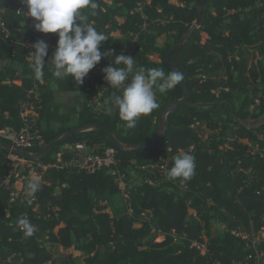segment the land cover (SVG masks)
I'll return each instance as SVG.
<instances>
[{
	"label": "trees",
	"instance_id": "1",
	"mask_svg": "<svg viewBox=\"0 0 264 264\" xmlns=\"http://www.w3.org/2000/svg\"><path fill=\"white\" fill-rule=\"evenodd\" d=\"M202 1L97 0L103 11L98 9L96 16L82 10L86 22L108 37L101 52L111 50L113 55L102 57L79 84L72 77L52 75L54 66L47 60L58 35L36 31L22 0H0V114L8 115L1 124L21 130L23 103L37 104L45 145L74 129L86 130L54 148L42 162L55 163L64 144L113 147L128 182L122 192L114 176L104 170L49 169L38 181L39 190L29 196L35 199L32 204L29 199L10 203V191L0 184V264H56L47 244L67 251L61 264H237L255 254L232 230L264 229V197L256 195L264 191L260 138L264 124L256 128L244 124L264 116V0H208L203 6ZM198 19L202 25L189 35ZM163 35L167 40L159 47L157 40ZM38 40L48 44L42 78L34 75L28 56ZM179 43L183 46L170 56L173 68L165 54ZM252 48L256 62L249 65ZM121 52L133 57L137 68L182 72L188 104L160 119L167 106L185 98L181 82L166 93L157 92L159 109L140 117L134 128L126 126L118 111L106 112V99L118 90L107 86L102 70ZM57 93H78L83 104L65 112ZM96 97L100 112L91 105ZM220 110L227 112L226 118L217 116ZM204 124L212 132L207 137L201 129ZM100 127L109 129L123 148ZM163 127L155 143L137 150ZM181 150L194 155L195 175L168 181L157 165L166 159L171 168ZM9 154L0 146V183L8 173ZM109 202L125 210L112 216L107 212ZM145 216H151V224L144 222ZM21 217L34 225L31 236L18 227ZM216 223L225 224L227 230L213 235ZM152 228L175 230L186 238L175 243L167 237L157 243ZM204 231L206 255L192 246L194 241L203 242ZM73 251L82 256L74 257Z\"/></svg>",
	"mask_w": 264,
	"mask_h": 264
},
{
	"label": "clouds",
	"instance_id": "2",
	"mask_svg": "<svg viewBox=\"0 0 264 264\" xmlns=\"http://www.w3.org/2000/svg\"><path fill=\"white\" fill-rule=\"evenodd\" d=\"M27 8L24 12L35 23L36 31L43 34H57L56 47L47 60L54 66L55 78L72 77L81 84L88 73L101 61L102 57H111L112 51L101 52V46L108 40L107 35L98 31L92 23L86 22L82 10L88 9L90 16H96L100 5L97 0H22ZM34 51L28 56L34 75L42 78L48 56V44L38 40L32 44ZM107 86L118 90L105 101V111H118L119 117L128 128H134L137 120L154 110L160 104L156 93H166L177 87L184 79L182 72L173 70L165 73L162 68H137L133 57L123 52L115 55L111 64L103 70ZM196 161L194 155L181 150L173 157L168 177L186 181L195 175ZM40 188L36 180L27 183V195H34ZM18 227L25 236H31L35 227L29 219L21 217Z\"/></svg>",
	"mask_w": 264,
	"mask_h": 264
},
{
	"label": "built area",
	"instance_id": "3",
	"mask_svg": "<svg viewBox=\"0 0 264 264\" xmlns=\"http://www.w3.org/2000/svg\"><path fill=\"white\" fill-rule=\"evenodd\" d=\"M37 96L39 97V95ZM38 108L39 106L37 104L30 101L23 103L22 118L24 126L19 131L10 126H3L1 121L3 118L7 119L8 115L7 113L4 116L0 114V137L8 140L14 151L23 150L28 154L34 155L37 153L34 152L35 149H38L39 152L46 146L42 135V127L39 124ZM260 138L264 140L262 135ZM7 158L9 160L8 173L0 184L7 187L10 191V203L23 202L24 197L29 199L26 189L28 181L30 179L41 181L49 169L87 173L104 170L106 174L114 176V180L122 192H125L128 183L127 176L119 169L120 160L117 157L116 149L104 145L90 146L86 142L64 144L57 153L56 162L52 164L42 162L41 158L31 159L12 151ZM132 163L136 164V161ZM157 168L160 173L168 176L167 173L170 169L169 160L162 159L157 165ZM256 195L258 197H264V191L258 190L256 191ZM34 200V198L29 199V204H32ZM151 219V216H145L144 222L151 224ZM232 233L236 237L247 241V248H253L255 250V254L251 253L244 263L237 264H263L264 249L260 250L259 247L264 243V229L259 232L253 230L247 232L241 227H238L232 230ZM152 234L157 235L156 237L158 239L161 238V242L165 241L167 237H171L175 243L180 239L186 238L184 234H180L175 230L167 232L152 228ZM202 239L203 242L194 241L192 246L202 255H206L209 252L208 238L205 235Z\"/></svg>",
	"mask_w": 264,
	"mask_h": 264
},
{
	"label": "water",
	"instance_id": "4",
	"mask_svg": "<svg viewBox=\"0 0 264 264\" xmlns=\"http://www.w3.org/2000/svg\"><path fill=\"white\" fill-rule=\"evenodd\" d=\"M208 0H203L201 5H205L207 3ZM203 21L201 19H198L192 29L190 30V34H192L197 28H199L201 25H202ZM189 35H186L185 36V39H188ZM183 46V43H179L176 47L170 49L166 54H165V61L170 64L173 68L175 67V65L170 61V56L172 53H174L177 49H180L181 47ZM176 71H179V70H176ZM180 72V71H179ZM182 84H183V90H184V94H185V98L167 106L163 112L161 113L160 115V119L161 120H164L165 117L173 112L176 107L178 106H181V105H185V104H188L189 102V91H188V86H187V82L185 80V78L183 79L182 81ZM219 105L223 104V103H218ZM233 110V108H232ZM247 126L249 128H256L262 124H264V116L263 117H260L258 119H251L249 120L247 123ZM245 124V125H246ZM167 128V126H166ZM100 129L106 131V133L110 136V138L112 139V141H114L119 147L123 148V144H121L116 138L115 136L112 134V132L107 129V128H104V127H100ZM86 130L84 128H77V129H74L72 131H70L68 134H66L65 136L53 141L52 143H50L49 145H46L43 149H41L39 152H37L36 154L34 155H31V154H28L26 152H24L23 150H18V151H14L12 149V147L10 145H8L7 143H5L4 141L0 140V146L4 147L5 149H7L8 151H12V152H15L19 155H25L27 156L28 158H31V159H38V158H42L46 155H48L54 148H56L57 146L63 144L67 139L71 138L72 136L74 135H77L79 133H82V132H85ZM162 135L161 134H157L155 136H153L151 139H149L148 141H146L145 143H143L142 145H140L137 150L140 151V150H143V149H147L149 148L153 143H155Z\"/></svg>",
	"mask_w": 264,
	"mask_h": 264
},
{
	"label": "rangeland",
	"instance_id": "5",
	"mask_svg": "<svg viewBox=\"0 0 264 264\" xmlns=\"http://www.w3.org/2000/svg\"><path fill=\"white\" fill-rule=\"evenodd\" d=\"M203 39L206 40L207 36L205 34H203ZM167 37L166 35L161 36L158 40H157V45L159 47H163L166 43ZM254 49L252 48L250 50V55L248 56L249 58V65H251L252 63L256 62V58L254 57ZM54 90H56V88L54 86H52ZM57 98L58 101L60 102H64L65 103V108L63 109V111L68 112L70 109V106L73 107H79L83 104L84 98L83 96H81L78 93L75 94H63V93H57ZM99 98L100 97H96V98H92L91 100V105H95L94 109L98 112H100L99 109ZM241 96H237V99H240ZM217 116L219 117H223L226 118L227 117V112L225 110H220L217 112ZM247 122H244V124H246ZM74 124V123H73ZM72 124V125H73ZM247 125V124H246ZM202 131L205 137L209 136L212 134V132L205 126V124L202 126ZM164 132V127L160 130L159 134H162ZM254 151V150H253ZM166 179L168 181H170L171 178H169L168 176L166 177ZM23 200H26V197L23 198ZM20 203V202H19ZM125 209L123 208V206H119V207H114L113 204H111L109 202L108 204V209L107 212H109L112 216H120L122 214V212ZM227 230L226 225L222 224V223H216L211 227V231L213 235H221L223 234L225 231ZM154 235V234H153ZM205 231L203 232V236H205ZM155 236V235H154ZM157 236V235H156ZM155 236V237H156ZM162 241L161 238H155V242L160 243ZM48 249L50 250L51 254H52V259L54 261H56V264H61L60 260L67 254V251H65V249H63L61 246L59 245H51V244H47ZM73 256L74 257H81L82 254L78 251H73ZM52 261L48 262L47 264H51ZM81 264H84L83 261L80 262ZM264 264V262H263Z\"/></svg>",
	"mask_w": 264,
	"mask_h": 264
},
{
	"label": "crops",
	"instance_id": "6",
	"mask_svg": "<svg viewBox=\"0 0 264 264\" xmlns=\"http://www.w3.org/2000/svg\"><path fill=\"white\" fill-rule=\"evenodd\" d=\"M57 100H58V98H57ZM71 107V106H70ZM59 194V193H58Z\"/></svg>",
	"mask_w": 264,
	"mask_h": 264
}]
</instances>
